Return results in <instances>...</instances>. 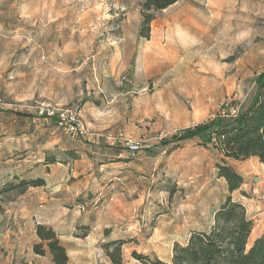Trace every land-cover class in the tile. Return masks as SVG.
Wrapping results in <instances>:
<instances>
[{
	"label": "rangeland",
	"instance_id": "obj_1",
	"mask_svg": "<svg viewBox=\"0 0 264 264\" xmlns=\"http://www.w3.org/2000/svg\"><path fill=\"white\" fill-rule=\"evenodd\" d=\"M139 4L0 0V232L18 197L1 192L4 184L63 176L61 166L44 167L45 156L71 163L69 187L105 207L109 233L131 239L122 264H139L133 251L169 260L174 243L212 223L227 195L218 154L198 139L160 141L242 107L264 70V0H180L156 13L148 40L137 36ZM42 100L79 108L89 138L112 140L94 146L34 119L31 106ZM226 162L243 178L231 197L253 223L250 243L264 232V167ZM92 255V264H109Z\"/></svg>",
	"mask_w": 264,
	"mask_h": 264
},
{
	"label": "trees",
	"instance_id": "obj_2",
	"mask_svg": "<svg viewBox=\"0 0 264 264\" xmlns=\"http://www.w3.org/2000/svg\"><path fill=\"white\" fill-rule=\"evenodd\" d=\"M178 1L180 0H140L137 36L148 40L150 25L156 13ZM53 125L57 128L55 123ZM194 139L218 154L216 176L225 182L227 195L214 211L209 227L206 230L191 231L183 244L174 243L169 260L164 261L135 251L131 252V257L139 264H264V232L248 243L253 223L246 217L243 205L231 197L244 183L243 178L226 162L255 158L264 167V70L254 78L241 108L231 105L225 109V113L180 130L169 139H162L160 144L176 146ZM67 154L66 160L76 159L75 153ZM56 163L58 162L55 157H44V165ZM13 179L17 180L16 183L4 184L5 188L1 192L14 191L17 195H22L29 188L45 185L42 177ZM75 201L74 205H84L82 197H77ZM76 230L78 233L75 236L83 238L90 231V227L79 225ZM35 234L39 242L33 244V254L44 256L47 250L54 264H67L65 249L50 227L36 224ZM103 234L107 236L109 232L105 229ZM130 240L119 238L101 244V249L111 264H122L121 249Z\"/></svg>",
	"mask_w": 264,
	"mask_h": 264
},
{
	"label": "crops",
	"instance_id": "obj_3",
	"mask_svg": "<svg viewBox=\"0 0 264 264\" xmlns=\"http://www.w3.org/2000/svg\"><path fill=\"white\" fill-rule=\"evenodd\" d=\"M70 165L69 162L44 165L47 168L61 166L63 176L54 177L50 173L43 177L45 185L39 188L47 193L34 191L38 188H29L32 190L27 189L24 194L18 195L17 201L11 207L13 223L10 229H6L9 226H6L5 221L1 222L5 229L0 232V264H38L41 261L45 264H54L47 250L44 256L32 252L33 244L39 242L35 234L36 224L50 227L56 233L59 243L65 249L67 264H92L89 258L91 254L92 256L100 254L111 264L102 251L101 244L120 237L113 231L104 236L106 225L101 223L100 215L105 207L74 205V198L79 193L73 192L75 190L69 187ZM63 194L68 195L67 202L63 201ZM79 225L90 227V231L83 238L75 236V233H78L76 227ZM126 245L122 246L121 251ZM25 255L29 257L28 261L25 260ZM75 258L76 260H73Z\"/></svg>",
	"mask_w": 264,
	"mask_h": 264
},
{
	"label": "built area",
	"instance_id": "obj_4",
	"mask_svg": "<svg viewBox=\"0 0 264 264\" xmlns=\"http://www.w3.org/2000/svg\"><path fill=\"white\" fill-rule=\"evenodd\" d=\"M21 109V108H20ZM36 120H49L55 123L70 138H82L94 146L101 142L111 141V135H100L89 138L81 122V111L77 107L58 106L49 101H35L31 106Z\"/></svg>",
	"mask_w": 264,
	"mask_h": 264
}]
</instances>
